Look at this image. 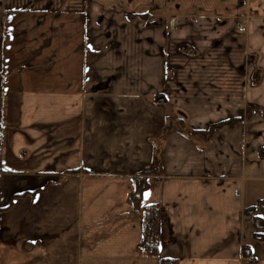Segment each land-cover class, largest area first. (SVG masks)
I'll return each instance as SVG.
<instances>
[{"label":"crops","instance_id":"obj_1","mask_svg":"<svg viewBox=\"0 0 264 264\" xmlns=\"http://www.w3.org/2000/svg\"><path fill=\"white\" fill-rule=\"evenodd\" d=\"M73 1L0 0V264H264L245 213L264 198V118L244 112L264 109V77L238 70L264 0ZM181 117L219 127L164 138ZM158 142L162 175L135 208ZM151 204L157 256L142 248Z\"/></svg>","mask_w":264,"mask_h":264},{"label":"trees","instance_id":"obj_2","mask_svg":"<svg viewBox=\"0 0 264 264\" xmlns=\"http://www.w3.org/2000/svg\"><path fill=\"white\" fill-rule=\"evenodd\" d=\"M134 16V15H133ZM140 18H146L145 15H137ZM183 47V46H182ZM181 47V49H182ZM165 101V100H164ZM258 108V107H257ZM261 110L262 115L264 117V109L258 108ZM251 114V112H248ZM184 126V120L182 118H178ZM243 117L231 118V121L237 122L242 121ZM169 124H166L164 127V136H167L174 129L170 127ZM216 126L211 125L208 130H190L184 129L183 131L190 135H197L199 137H204L205 139H210L214 134V128ZM219 127V126H218ZM151 175H155L160 177L162 175V158L160 154V150L155 147L154 155L152 163L145 167L138 176L135 177V189L131 196V201L135 208H140L141 197L143 192L148 188L149 182L148 177ZM257 209H264V198L259 199L254 205L249 206L245 209V213L250 215L252 218L253 226L255 228L253 236L255 239L264 243V219L259 215L255 214ZM144 212V233L142 239V248L144 252L149 256H157L159 254L160 246H161V231H162V223H163V215L164 211L161 205L159 204H151L145 206L143 209ZM244 257L247 258L251 262H256V258L253 254L252 249L249 246H244L243 248ZM174 259H161L160 264H175Z\"/></svg>","mask_w":264,"mask_h":264},{"label":"rangeland","instance_id":"obj_3","mask_svg":"<svg viewBox=\"0 0 264 264\" xmlns=\"http://www.w3.org/2000/svg\"><path fill=\"white\" fill-rule=\"evenodd\" d=\"M2 1H6V0H2ZM13 1H15V0H13ZM21 1H23V0H21ZM37 0H33V2H32V5H33V3H35ZM52 2H55V8L57 9V10H55V11H58L59 9H58V4H59V1L60 0H51ZM69 1H71V0H69ZM79 1V0H78ZM85 1H88V0H85ZM76 2V0H74L73 1V3L74 4H76L75 3ZM27 10H29V8L28 9H23V10H21V12L22 11H27ZM69 10H72V9H69ZM19 10H11V12H18ZM87 10H85V12H86ZM69 13H70V11H69ZM150 13H151V11H150V9L148 10V12L147 13H140V14H138V15H145L146 14V16L147 17H149L150 16ZM134 15V16H133ZM131 16L132 17H138L137 16V14H131ZM146 17V18H147ZM102 18V17H101ZM240 26V25H239ZM241 27V26H240ZM258 33H259V30H258V32H257V30L255 29V31L253 32V31H251V32H249L248 33V35H249V39H248V44H249V46H251L252 48H253V50H254V52H252V53H249L248 55H246V60H245V64L244 65H240L239 66V68H238V70H239V73H240V76H241V78L246 82V83H248L251 79H253V82L255 83V84H259L262 80H263V77H264V35L263 34H260L259 33V35H258ZM187 47V46H186ZM185 47V48H186ZM256 63H258V65H260L259 67H255V65H256ZM254 67H255V69H254ZM250 76H251V78H250ZM263 91H264V89H260V93H261V95H262V93H263ZM162 97V95H158L156 98H161ZM245 108V110H244V112L248 115V114H250V113H248V112H251V113H253L254 111H256V110H259V111H261L260 109H258V108H261L260 106H258V105H256V104H245V106H244ZM258 107V108H257ZM182 118V117H181ZM264 118V117H263ZM183 120H184V118H182ZM169 122L171 123L170 124V127L172 128V129H174L172 132H177V131H179V132H183L184 133V129L186 130V129H190V128H188L187 127V125H186V122H185V120H184V126H185V128L183 129V125H182V123H180V121L179 120H177V119H169V121L167 120L166 121V124H169ZM234 122V121H233ZM165 124V125H166ZM214 126H216L215 128H214V134H215V131H216V129L218 128V126H219V123L218 124H213ZM165 127V126H164ZM211 127V126H210ZM209 127V128H210ZM190 130H193V129H190ZM172 132H170V133H172ZM169 133V134H170ZM186 133V132H185ZM213 134V135H214ZM190 135V134H189ZM193 136H197V135H193ZM164 138L166 137V136H163ZM197 137H199V136H197ZM213 137V136H212ZM199 138H201V139H203V140H209V139H205L204 137H199ZM160 144H161V142H158V146H157V148L160 150ZM160 154H161V151H160Z\"/></svg>","mask_w":264,"mask_h":264},{"label":"snow or ice","instance_id":"obj_4","mask_svg":"<svg viewBox=\"0 0 264 264\" xmlns=\"http://www.w3.org/2000/svg\"><path fill=\"white\" fill-rule=\"evenodd\" d=\"M144 195H145V198H147V196L149 195V193H145Z\"/></svg>","mask_w":264,"mask_h":264}]
</instances>
